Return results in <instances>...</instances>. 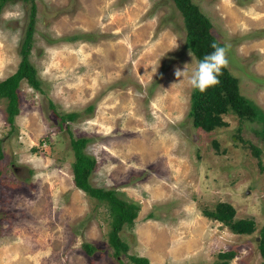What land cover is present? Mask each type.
<instances>
[{
  "label": "rangeland",
  "instance_id": "rangeland-1",
  "mask_svg": "<svg viewBox=\"0 0 264 264\" xmlns=\"http://www.w3.org/2000/svg\"><path fill=\"white\" fill-rule=\"evenodd\" d=\"M193 1L228 47L241 93L264 110V0ZM34 2L29 54L43 91L20 82L12 133L0 97V264H131L129 253L152 264H213L226 249L236 252L228 264H260L264 137L231 112L211 131L193 125V88L174 72L187 64L190 73L198 60L174 1ZM29 13L28 0L0 8V79L18 65ZM84 31L92 37L65 39ZM67 112L77 114L62 120ZM70 132L90 137V182L140 204L119 231L128 254L108 242L106 206L73 182ZM220 200L255 230L235 233L203 214Z\"/></svg>",
  "mask_w": 264,
  "mask_h": 264
},
{
  "label": "trees",
  "instance_id": "trees-1",
  "mask_svg": "<svg viewBox=\"0 0 264 264\" xmlns=\"http://www.w3.org/2000/svg\"><path fill=\"white\" fill-rule=\"evenodd\" d=\"M6 0H0V8ZM27 1V0H26ZM30 2L29 20L24 37L20 44V60L16 69L0 79V97L6 98L5 118L10 124L9 132L16 130L15 116L19 112V95L17 88L22 80L29 85L43 91L42 79L37 74L35 65L31 62L30 48L33 37V24L35 20L36 4ZM180 11L185 28V45L193 52L197 60H201L206 54L213 51V42L224 46L212 32V22L209 16L193 0H173ZM89 39L92 34L81 32L80 34L66 35L65 39H77V37ZM219 75V84L209 87L205 92L192 89L190 95V107L188 114L192 118L195 127L205 131H211L218 126L227 123L223 114L234 113L240 122L246 123L253 128L254 133L264 137V110L241 93L238 78L227 67H224ZM263 79V77H259ZM51 106L54 103L50 100ZM76 112L62 113L61 119H73ZM62 122V121H61ZM240 129V127H239ZM90 137L74 136L70 132V145L74 153L72 162L73 182L76 187L82 189L88 196L102 202L108 209L111 216V228L108 231V242L113 247L116 255L128 254V242L121 238L119 231L122 227L132 226L138 214L140 204L138 201L126 197L114 188L93 185L90 182V174L96 165L93 155L85 151V146ZM2 139L0 138V159L3 156ZM217 146V141L214 139ZM35 146H32L34 148ZM257 150V149H256ZM1 174V169H0ZM122 196H121V195ZM235 207L232 203L220 200L212 208H203L205 216L216 219L227 226L235 233H252L255 230V220L251 217H235ZM150 216V215H149ZM88 252H92L94 245L84 243ZM258 247L261 254V263L264 264V224L259 229ZM234 249L221 250L213 264H228L235 256ZM131 264H152L145 255L128 254Z\"/></svg>",
  "mask_w": 264,
  "mask_h": 264
},
{
  "label": "clouds",
  "instance_id": "clouds-1",
  "mask_svg": "<svg viewBox=\"0 0 264 264\" xmlns=\"http://www.w3.org/2000/svg\"><path fill=\"white\" fill-rule=\"evenodd\" d=\"M211 47L213 51L196 62V67L190 73L187 64L183 69L177 67L174 74L178 80L186 78L188 85L200 92H205L209 87L219 84L218 77L222 74L221 70L229 63L227 59L228 47L220 46L215 42Z\"/></svg>",
  "mask_w": 264,
  "mask_h": 264
}]
</instances>
